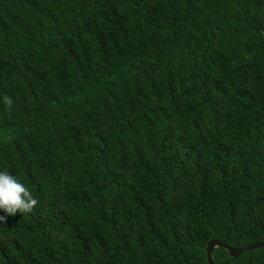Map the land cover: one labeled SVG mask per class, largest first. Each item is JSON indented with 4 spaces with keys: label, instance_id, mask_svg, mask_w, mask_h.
Here are the masks:
<instances>
[{
    "label": "trees",
    "instance_id": "obj_1",
    "mask_svg": "<svg viewBox=\"0 0 264 264\" xmlns=\"http://www.w3.org/2000/svg\"><path fill=\"white\" fill-rule=\"evenodd\" d=\"M0 169L37 199L0 264L264 243V0H0Z\"/></svg>",
    "mask_w": 264,
    "mask_h": 264
},
{
    "label": "clouds",
    "instance_id": "obj_2",
    "mask_svg": "<svg viewBox=\"0 0 264 264\" xmlns=\"http://www.w3.org/2000/svg\"><path fill=\"white\" fill-rule=\"evenodd\" d=\"M5 100L7 104H12L11 98L6 97ZM36 204L37 199L25 184L8 171L0 169V211L5 213L0 216V222L8 216H15L17 212L30 213Z\"/></svg>",
    "mask_w": 264,
    "mask_h": 264
},
{
    "label": "water",
    "instance_id": "obj_3",
    "mask_svg": "<svg viewBox=\"0 0 264 264\" xmlns=\"http://www.w3.org/2000/svg\"><path fill=\"white\" fill-rule=\"evenodd\" d=\"M219 247L226 249L231 257L236 258L244 251L264 248V243L257 242L245 248H234V247H230L228 244L223 243L219 240H212L207 244V247H206L208 264H213V261H212L213 250Z\"/></svg>",
    "mask_w": 264,
    "mask_h": 264
}]
</instances>
